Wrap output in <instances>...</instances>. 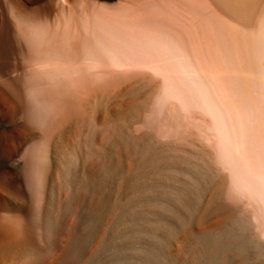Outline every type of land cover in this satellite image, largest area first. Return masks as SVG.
I'll return each mask as SVG.
<instances>
[{"label": "bare ground", "instance_id": "obj_1", "mask_svg": "<svg viewBox=\"0 0 264 264\" xmlns=\"http://www.w3.org/2000/svg\"><path fill=\"white\" fill-rule=\"evenodd\" d=\"M0 151V264H77L103 203L264 264V0H0Z\"/></svg>", "mask_w": 264, "mask_h": 264}, {"label": "rangeland", "instance_id": "obj_2", "mask_svg": "<svg viewBox=\"0 0 264 264\" xmlns=\"http://www.w3.org/2000/svg\"><path fill=\"white\" fill-rule=\"evenodd\" d=\"M113 192L112 185L103 184V200ZM136 206L117 210L103 203V207L93 208L87 216L81 215L75 234L77 264H238V257L220 252L209 255L205 250L191 262L172 259L168 247L183 224L170 221L167 216L176 212L159 206ZM105 212L114 214L102 221ZM243 256V264H253L248 255Z\"/></svg>", "mask_w": 264, "mask_h": 264}]
</instances>
